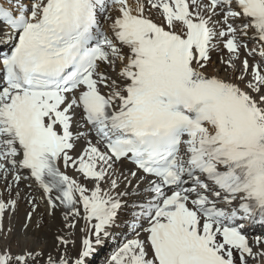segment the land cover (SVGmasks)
I'll use <instances>...</instances> for the list:
<instances>
[{
	"label": "snow or ice",
	"instance_id": "obj_1",
	"mask_svg": "<svg viewBox=\"0 0 264 264\" xmlns=\"http://www.w3.org/2000/svg\"><path fill=\"white\" fill-rule=\"evenodd\" d=\"M21 201L54 241L0 264H264V0H0V239Z\"/></svg>",
	"mask_w": 264,
	"mask_h": 264
},
{
	"label": "bare ground",
	"instance_id": "obj_2",
	"mask_svg": "<svg viewBox=\"0 0 264 264\" xmlns=\"http://www.w3.org/2000/svg\"><path fill=\"white\" fill-rule=\"evenodd\" d=\"M69 174H72L69 172ZM28 210V205L21 201L19 208L15 215L11 218V227L13 228V232L8 234V239H0V245L9 244L14 251L22 248L24 246H36V247H44L51 248L54 241V233L56 231L57 226L59 225V213H57V217L55 219L49 218L43 206L40 209V214L35 216L32 221V227L28 230V235L25 237L23 224L25 223V212ZM42 216V219H41ZM37 221L42 224V227L37 229L35 227ZM5 227L9 225L8 217H5L4 220ZM83 226V221L80 222V225L75 230V240L76 247H79L81 234L79 228ZM257 231L260 233L264 231V229L257 227ZM125 230L121 227L118 229H114L115 238L109 242V244L104 247L102 251H100L95 257L90 258L91 264H105V261L110 257V255L117 249L121 241L123 240V235L121 234ZM75 251V248L73 249Z\"/></svg>",
	"mask_w": 264,
	"mask_h": 264
}]
</instances>
